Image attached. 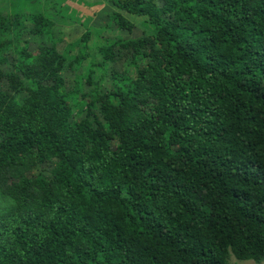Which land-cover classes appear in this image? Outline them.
<instances>
[{"label":"trees","instance_id":"1","mask_svg":"<svg viewBox=\"0 0 264 264\" xmlns=\"http://www.w3.org/2000/svg\"><path fill=\"white\" fill-rule=\"evenodd\" d=\"M104 1L143 31L94 54L0 10V264L264 261V0Z\"/></svg>","mask_w":264,"mask_h":264},{"label":"rangeland","instance_id":"2","mask_svg":"<svg viewBox=\"0 0 264 264\" xmlns=\"http://www.w3.org/2000/svg\"><path fill=\"white\" fill-rule=\"evenodd\" d=\"M58 4L59 12L50 7L44 0H0V10L4 13H29L40 11L47 13L54 20V38L58 40V48L61 51L70 49L69 54L74 55L77 52V47L71 45L76 39L81 37L85 32L86 26H91L95 31L91 43V52L94 54L96 48L102 43V38H134L141 35L143 27L140 24L141 17L126 14V16L135 22L136 26L131 32L120 30L115 23L110 19L111 13L115 7L104 0H55ZM100 2V3H99ZM13 33V32H12ZM100 34V35H99ZM12 35V34H11ZM29 41L31 50H35L37 44L48 42L46 37L31 36L28 33H23L22 39ZM23 41V40H22ZM70 46V48H69ZM10 53V51H8ZM14 55L13 53H11ZM10 59V58H9ZM9 62L4 66H9ZM112 67L119 72L128 70L133 73L132 67L128 64L123 55L115 63H111ZM7 68V67H6ZM88 68V61H84L76 68L66 67L62 72L65 78L66 89L69 91H76V88L81 85L86 75ZM103 86L109 87L112 85L111 78L107 77ZM85 90L87 87L85 86ZM73 104V103H72ZM77 107L74 106L73 112H76ZM80 117V116H78ZM1 203V202H0ZM231 264H264V261L257 263L252 259L238 260L233 255L230 256Z\"/></svg>","mask_w":264,"mask_h":264}]
</instances>
